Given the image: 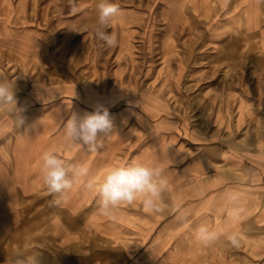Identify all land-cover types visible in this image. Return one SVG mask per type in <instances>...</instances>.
Returning a JSON list of instances; mask_svg holds the SVG:
<instances>
[{
    "label": "crops",
    "instance_id": "obj_1",
    "mask_svg": "<svg viewBox=\"0 0 264 264\" xmlns=\"http://www.w3.org/2000/svg\"><path fill=\"white\" fill-rule=\"evenodd\" d=\"M8 1L0 0V31L14 42L0 36V81L16 85L23 111L0 108V264L16 258L31 264L33 257L39 264H264V144L236 150L223 142L237 125L264 123V0H159L149 26L133 10L120 11L107 28L118 37L112 48L92 32L69 31L87 33L97 22L90 13L96 5L87 0L73 9L46 0L38 10ZM47 10L77 14L36 25ZM141 33L143 50L136 51ZM189 43L223 47L224 55L205 53L244 62L232 83L204 86L200 105L173 97L184 90L189 68L180 49ZM9 60L17 63L14 73ZM137 73L156 86L148 98L157 113L131 100L103 104L105 81L112 92L135 96L129 81ZM97 105L109 109L113 127L98 136L95 150L66 141L71 115ZM204 109L210 113L203 117ZM47 151L90 169L63 198L43 182ZM134 160L162 170V211H145L137 198L103 215L84 183L91 178L99 185L107 170ZM232 191L244 209L236 222L227 218ZM201 224L225 228L238 245L226 236L211 246L197 243L193 232Z\"/></svg>",
    "mask_w": 264,
    "mask_h": 264
},
{
    "label": "clouds",
    "instance_id": "obj_2",
    "mask_svg": "<svg viewBox=\"0 0 264 264\" xmlns=\"http://www.w3.org/2000/svg\"><path fill=\"white\" fill-rule=\"evenodd\" d=\"M97 8V22L91 31L96 39L103 42V45L109 48L116 47L117 34L109 33L107 28L119 17L120 8L111 0H99ZM69 31L73 30L70 28ZM0 108L21 114L23 109L18 107L16 85L0 81ZM21 122H23L22 117ZM112 127L108 109L97 105L93 112L85 113L82 117L72 114L64 126V138L66 141L87 146L94 151L98 136L109 132ZM41 171L43 182L49 192L60 194L63 198L74 186L80 185L86 177H89L90 169L86 164H71L55 152L47 151L42 157ZM84 187L94 191L99 197L98 204L103 215H111L121 204L132 203L137 198H142L145 211L155 214L162 211L160 200L161 193L166 188V181L159 167L149 166L142 160H134L125 166H116L107 170L99 185L93 179H87ZM226 200L227 218L229 222H236L244 211L240 203L241 196L238 192L232 191L228 193ZM221 236H226L233 245H238L235 234L227 233L226 229L220 226L209 227L207 224H201L193 232L194 240L203 246L213 245ZM13 264H27V262H21L16 258ZM31 264H39L38 258L33 257Z\"/></svg>",
    "mask_w": 264,
    "mask_h": 264
},
{
    "label": "rangeland",
    "instance_id": "obj_3",
    "mask_svg": "<svg viewBox=\"0 0 264 264\" xmlns=\"http://www.w3.org/2000/svg\"><path fill=\"white\" fill-rule=\"evenodd\" d=\"M8 2L17 3L19 2V0H10ZM29 2L35 4L36 9L38 10L41 7H43V5L46 3V0H25L26 4H28ZM111 2L119 6L121 13L123 12L129 13L126 12L129 11L128 9L133 10L132 11L134 13L133 18H140L142 24L146 26L154 24L153 21L156 17L155 15L159 10V0H111ZM76 3H79V0H55L56 5L54 6L55 8L67 9V7H70L73 9V6H75ZM85 3H87L88 5H92V4L96 5L94 8H92L90 13H92L94 16L98 14V11L96 9H98L97 5L99 3V0H87ZM10 14L11 13H7L8 18L10 17ZM22 14L25 15L28 13L23 12ZM60 14L64 16H69V15L77 14V12L69 13L65 11L64 13H57L47 10L44 13V17L46 19H43L42 22H40L39 20L36 21V25L39 24L40 26L45 27V23L55 20L56 18H60ZM91 32H92L91 29H89L87 33H85V29H79V30L73 29L71 34L85 35ZM91 34L94 35L93 32ZM0 36L7 38L11 42H14L13 37L8 32H5V30L0 31ZM139 37L140 38L137 39L138 43H137L136 51L143 50L142 47V44L144 42L143 34L141 33ZM139 46L141 47L140 49ZM214 47L217 46H213L212 49L211 48L206 49L202 44L193 45L189 43V44H185L182 47V49H180V52L183 51L184 57L186 58L183 61L182 60H178V61L179 62L182 61L184 67L189 68V71L182 80V82L184 83V86L182 88L184 90L180 91L179 93H174L176 95H173V97L176 100L184 98L185 101H189L190 103H193L195 105H200L201 103H203L201 90L203 89L204 86H207L209 82L211 84L215 83L218 86H224L236 80L238 68L240 69L241 67H244L243 65L244 62L239 60L224 59L222 57L213 58V56H208V54L205 53L207 51H212V52L219 51L221 53L219 55H224L223 47H220L219 49H216ZM89 51H94L93 45H91ZM100 51H105V49L101 48ZM228 51H230V49H228ZM193 55L194 58H192ZM5 65H7L8 72L10 73H14V71L18 68L17 63L14 60H9L7 63H5ZM194 69L197 70L192 72V70ZM193 73H200L202 75L200 77L196 76L195 78L196 74L193 76L192 75ZM129 82L134 83L135 91L132 94H134L137 97L132 96L131 94L128 95L122 91L112 92L111 91L112 83L110 81L107 82L105 81L103 85V94H104L102 99L103 104L107 105L109 103L108 101L110 100V105L113 106L123 101L131 100L134 103L140 105L141 107L140 109L142 111H145L148 114L157 113L159 109L155 106L153 102H149V98H148L153 93L152 89L154 87L156 88L154 83L152 82V84H149L150 81H148L147 77L142 76L139 73H137L135 76H132ZM199 84L200 86H198ZM168 94L171 95V93ZM90 95L92 96L94 95V93ZM95 100L96 98H94V101ZM98 100H100V98H97V101ZM190 110L191 109H188V111ZM205 110L206 109L203 110V117L207 116L210 113L209 109L207 110V112H205ZM201 116H202V112H201ZM262 134H264V123L262 122L257 123L255 120L251 123L249 122L247 124L237 125L235 127V131H232V133L229 134L228 139L223 142H225V144L229 148L232 147L233 149L239 150L242 148L253 146L256 143L259 145L264 144V137H261ZM256 137L258 138L255 139Z\"/></svg>",
    "mask_w": 264,
    "mask_h": 264
}]
</instances>
